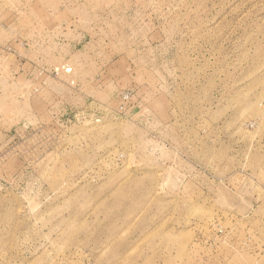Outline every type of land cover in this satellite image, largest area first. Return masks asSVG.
<instances>
[{"label": "rangeland", "instance_id": "1", "mask_svg": "<svg viewBox=\"0 0 264 264\" xmlns=\"http://www.w3.org/2000/svg\"><path fill=\"white\" fill-rule=\"evenodd\" d=\"M0 264H264V0H0Z\"/></svg>", "mask_w": 264, "mask_h": 264}]
</instances>
